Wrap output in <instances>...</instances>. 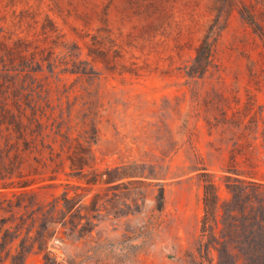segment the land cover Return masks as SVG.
I'll use <instances>...</instances> for the list:
<instances>
[{"label": "rangeland", "instance_id": "obj_1", "mask_svg": "<svg viewBox=\"0 0 264 264\" xmlns=\"http://www.w3.org/2000/svg\"><path fill=\"white\" fill-rule=\"evenodd\" d=\"M0 34L33 68L21 92L93 137L84 175L36 193L98 202L95 264H219L199 253L204 181L247 217L263 200L264 0H0ZM239 231L231 249L264 251V224Z\"/></svg>", "mask_w": 264, "mask_h": 264}, {"label": "trees", "instance_id": "obj_2", "mask_svg": "<svg viewBox=\"0 0 264 264\" xmlns=\"http://www.w3.org/2000/svg\"><path fill=\"white\" fill-rule=\"evenodd\" d=\"M32 71L29 63L16 62L12 47L0 42V264H25L33 252L43 255L42 264L98 263L97 256L104 255L98 252L93 235L98 202L86 206L81 198L71 199L67 193L42 200L36 193V188L57 180L66 168L69 175H84L91 166L83 142L92 143L93 137L86 133L83 142L80 137L71 139L62 132L63 122L49 123L46 109L17 84L23 73L29 78ZM204 183L201 257L213 249L219 264H264V251L231 249L245 237L239 230L247 222L263 229L264 185L252 184L263 200L247 217L244 208L222 206L215 182L209 179ZM164 201L162 188L159 208Z\"/></svg>", "mask_w": 264, "mask_h": 264}]
</instances>
